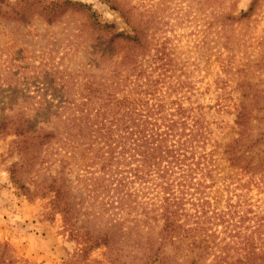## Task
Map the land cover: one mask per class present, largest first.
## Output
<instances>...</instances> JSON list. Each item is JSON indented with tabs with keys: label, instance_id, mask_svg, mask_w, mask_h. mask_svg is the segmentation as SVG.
<instances>
[{
	"label": "trees",
	"instance_id": "obj_1",
	"mask_svg": "<svg viewBox=\"0 0 264 264\" xmlns=\"http://www.w3.org/2000/svg\"><path fill=\"white\" fill-rule=\"evenodd\" d=\"M106 2L118 12L121 29L100 22L82 2L0 0V17L18 20L14 28L34 15L52 26L72 8L87 22L73 35L91 36L68 42L63 60L49 66L23 64V55L0 61L7 98L0 100V137L12 136L22 158L9 168L11 180L24 194L45 198L44 212L61 215L77 243L74 259L86 260L101 248L102 259L87 264H202L188 253L213 248L218 223L223 232L243 229V196L231 168L246 167L238 164L245 136L264 144V129L250 131L251 117L264 122V88L254 89L250 101L240 98L238 136L222 143L192 98L190 63L173 64L169 39L160 33L154 39L155 32L142 26L149 19L136 20L117 0ZM251 8L233 4L226 20H240ZM18 42L9 36L7 47ZM223 44L232 47L228 40ZM222 52L218 47L216 58ZM220 66L227 68L223 58ZM53 165L55 171H48ZM30 170L45 171L23 180ZM232 191L236 203L225 201ZM252 232L222 237L214 258H227L231 248L240 250L237 264L255 261L263 240ZM7 251L0 243V258Z\"/></svg>",
	"mask_w": 264,
	"mask_h": 264
},
{
	"label": "rangeland",
	"instance_id": "obj_2",
	"mask_svg": "<svg viewBox=\"0 0 264 264\" xmlns=\"http://www.w3.org/2000/svg\"><path fill=\"white\" fill-rule=\"evenodd\" d=\"M71 1L91 6L100 22L121 29L122 22L118 12L106 0ZM117 1L136 20L143 17L149 19L142 26L149 27L150 35L155 32L154 39L159 33L169 39L168 44L173 48L174 65L183 60L190 63L186 72L193 81L192 98L197 97L198 102L203 105L205 118L215 136L220 132L222 143H229L238 136L239 127L234 122L236 105L240 98L250 101L254 89L264 88V0ZM233 4L245 9L251 5L252 8L242 19L227 21L226 12ZM71 9L68 8L52 26L41 22L34 15L28 17L22 27L14 28L19 24L18 20L0 17V61L9 62L13 56L19 58L22 55L25 58L23 64L32 61L36 66H49L50 62L62 61L64 45L71 42L72 46L91 38L85 33H81V37L73 35L77 28H86L87 22L84 13ZM9 36L18 38L19 44L16 47H7ZM66 36H69V40ZM54 37L58 38L53 39ZM226 40L232 46L230 50L223 48ZM204 41L207 42L206 46ZM218 47L223 52L216 58ZM221 58L227 63L226 70H222L220 66ZM14 62L22 64L20 59ZM2 82L0 78V83ZM39 96L38 93L36 98ZM0 100H7L5 90L1 87ZM2 106L0 104V115ZM249 108L253 116L256 109L251 105ZM63 110L65 113V106ZM250 120L252 134L264 129V122L258 124L253 117ZM250 137L252 138L251 135L245 136L243 143L239 145L240 150L245 152L238 164L246 163V167L235 166L231 170L238 172L233 175L239 184L235 190L243 196L244 205L239 212L245 214L241 232L244 229L247 233L253 230L252 234H261L260 241L263 240L259 256L246 264H264V144L253 142L249 140ZM12 140V136L0 137V243L8 246L7 255H2L0 264H87L89 260L102 259L101 248L93 249L86 260L74 259L72 255L77 243L69 236L61 215L44 212L47 205L45 198L26 195L12 182L9 168L22 160L18 143ZM53 167L54 165L48 171L54 172ZM44 171L39 170V174L35 170L25 172L23 180L27 181L34 172L42 177ZM237 197L235 191H232L225 201L236 203ZM235 218L228 217L231 221ZM223 225L218 223L216 236L211 237L214 240L213 248L199 249L202 250L199 255L196 249L188 254L195 256L202 264H237L235 258L240 257V250L226 249L230 256L225 259L214 258V253L221 252L215 246L218 240L222 237L235 238L231 234H241L230 230L223 232ZM186 251L188 249L180 252Z\"/></svg>",
	"mask_w": 264,
	"mask_h": 264
}]
</instances>
